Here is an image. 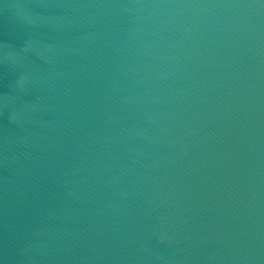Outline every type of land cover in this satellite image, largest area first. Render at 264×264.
<instances>
[{
	"label": "water",
	"instance_id": "water-1",
	"mask_svg": "<svg viewBox=\"0 0 264 264\" xmlns=\"http://www.w3.org/2000/svg\"><path fill=\"white\" fill-rule=\"evenodd\" d=\"M0 94L108 133L264 226V0H0Z\"/></svg>",
	"mask_w": 264,
	"mask_h": 264
}]
</instances>
